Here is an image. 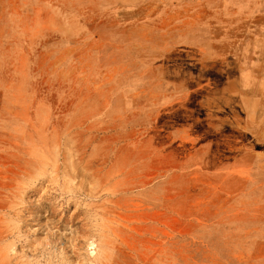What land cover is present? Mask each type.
Listing matches in <instances>:
<instances>
[{
    "label": "rangeland",
    "instance_id": "1",
    "mask_svg": "<svg viewBox=\"0 0 264 264\" xmlns=\"http://www.w3.org/2000/svg\"><path fill=\"white\" fill-rule=\"evenodd\" d=\"M0 264H264V0H0Z\"/></svg>",
    "mask_w": 264,
    "mask_h": 264
}]
</instances>
